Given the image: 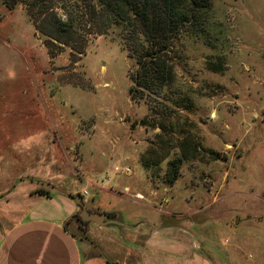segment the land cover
Instances as JSON below:
<instances>
[{"label": "rangeland", "instance_id": "rangeland-1", "mask_svg": "<svg viewBox=\"0 0 264 264\" xmlns=\"http://www.w3.org/2000/svg\"><path fill=\"white\" fill-rule=\"evenodd\" d=\"M210 2L203 32L172 41L170 86L140 98L119 28L46 44L21 3L0 0V237L60 175L57 188L131 227L67 221L95 264H140L136 249L186 264L191 248L211 249L208 264H264V0ZM152 217L150 249L131 235Z\"/></svg>", "mask_w": 264, "mask_h": 264}, {"label": "trees", "instance_id": "trees-1", "mask_svg": "<svg viewBox=\"0 0 264 264\" xmlns=\"http://www.w3.org/2000/svg\"><path fill=\"white\" fill-rule=\"evenodd\" d=\"M13 1L12 6L19 2L26 8L46 44L71 46L81 25L86 27L85 35L119 28L128 57L135 63L130 94L140 98L163 95V89L173 81L172 41L184 32H203L211 10L210 0H76L77 6L64 2L59 8L53 4L60 0ZM77 52H82V47ZM176 175L175 166L171 173L166 172L165 183L172 185Z\"/></svg>", "mask_w": 264, "mask_h": 264}, {"label": "crops", "instance_id": "crops-1", "mask_svg": "<svg viewBox=\"0 0 264 264\" xmlns=\"http://www.w3.org/2000/svg\"><path fill=\"white\" fill-rule=\"evenodd\" d=\"M55 179L54 185L48 187L46 195L27 193V195L33 197L32 201L21 210L20 217L0 237V264H95L99 259L89 252L88 247L92 246V243L88 245L85 240L76 238L74 234L66 229L67 221L72 220L71 217L77 213L79 207L75 203V197L81 195L80 197L83 199L82 192L85 190L81 192L73 191V193H76L74 197L72 192H68V190L63 192L62 188H57V185H55L62 182L63 176L58 175ZM173 185L168 189H172ZM132 194L139 195L140 193L134 191ZM92 211L96 210L92 209ZM106 215L111 217L112 222H106L102 225L94 224L103 226L115 223L125 229L131 228L130 225L118 221L116 215ZM189 216L191 215H185L184 217L189 218ZM154 217L146 221V230L138 229L132 232L131 235L138 237L140 240L143 239V245L150 249L155 248V243H158L159 246V234L155 228L158 224ZM180 217L184 218L182 215ZM173 218L182 219L176 215H173ZM161 228L166 232L173 230L168 225ZM222 229L224 228L222 227ZM78 241L84 242L83 249H81ZM143 245L142 247H144ZM213 247V245H210L208 248ZM208 251H211V249H203L201 255H199L191 248L183 261L186 264H208L206 260L212 261ZM135 252L142 259L140 250L136 249ZM141 259L140 264H148L151 261L148 262V259L142 261ZM233 264L237 263L233 262Z\"/></svg>", "mask_w": 264, "mask_h": 264}, {"label": "water", "instance_id": "water-1", "mask_svg": "<svg viewBox=\"0 0 264 264\" xmlns=\"http://www.w3.org/2000/svg\"><path fill=\"white\" fill-rule=\"evenodd\" d=\"M75 203L81 208L80 215L86 219H90L93 223L102 225L106 222H112L110 216L99 211L88 212L85 201L78 195L75 197Z\"/></svg>", "mask_w": 264, "mask_h": 264}, {"label": "flooded vegetation", "instance_id": "flooded-vegetation-1", "mask_svg": "<svg viewBox=\"0 0 264 264\" xmlns=\"http://www.w3.org/2000/svg\"><path fill=\"white\" fill-rule=\"evenodd\" d=\"M78 208L79 209L77 210V213L73 216V218H75V225H76V228L78 229V231L82 234H85L88 226L92 225L94 223L90 219H86V218L82 217V215H80L81 208L80 207H78ZM87 211L92 212V208H89L87 206ZM78 236L80 237L79 238L80 240H85L84 236H81L79 234H78Z\"/></svg>", "mask_w": 264, "mask_h": 264}, {"label": "built area", "instance_id": "built-area-1", "mask_svg": "<svg viewBox=\"0 0 264 264\" xmlns=\"http://www.w3.org/2000/svg\"><path fill=\"white\" fill-rule=\"evenodd\" d=\"M114 170H115V171H118L119 168L114 167ZM122 170H123V172H125V173H128V172H129V168H128V167H123ZM85 194H86V191H83V192H82V195H85Z\"/></svg>", "mask_w": 264, "mask_h": 264}]
</instances>
